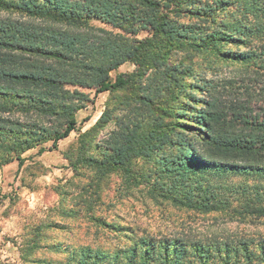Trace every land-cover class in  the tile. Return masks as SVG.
Segmentation results:
<instances>
[{
    "label": "trees",
    "instance_id": "obj_1",
    "mask_svg": "<svg viewBox=\"0 0 264 264\" xmlns=\"http://www.w3.org/2000/svg\"><path fill=\"white\" fill-rule=\"evenodd\" d=\"M233 2L0 0V12L42 21L0 16V167L14 160L22 166L23 152L47 142L50 145L40 147L39 152L56 149L60 140L77 130V112L93 103L90 92L96 96L121 89L134 77L140 81L136 100L150 104L165 90L174 107L179 108L183 105L177 101L183 98L180 92L188 87L183 80L186 70L172 64L169 55L184 46L209 50L242 64L243 77L234 87L237 95L241 94L238 88H243L244 100L237 103L240 105L222 107V101L210 96L205 109L198 112L206 132L199 154L181 129L190 126L181 123L172 110L166 112L174 118L171 128H160L159 122L150 125L139 112L131 118H119L101 148L105 151L102 159L88 158L87 165L102 173L116 169L130 176L133 159L148 160L170 149L175 153L163 157V163L175 166L180 175L208 171L264 175V0H240L238 14L231 12L215 19ZM183 13L202 22L179 23L177 17ZM141 29L150 31L151 36H132ZM225 45L237 49L223 50ZM125 62L137 66L135 75L118 72ZM199 88L192 87L189 97ZM229 113L233 120L227 119ZM109 118L104 111L89 130L98 131ZM174 200L206 211L218 209L222 203H195L188 197ZM254 208L264 212V205ZM189 243L139 238L113 253L79 246L71 259L77 260L74 264H99L107 259H112L111 264H255L247 241H242L238 249L221 241L210 244L213 246L194 240ZM188 248L192 249L189 263ZM260 248L257 260L264 264V247Z\"/></svg>",
    "mask_w": 264,
    "mask_h": 264
},
{
    "label": "rangeland",
    "instance_id": "obj_2",
    "mask_svg": "<svg viewBox=\"0 0 264 264\" xmlns=\"http://www.w3.org/2000/svg\"><path fill=\"white\" fill-rule=\"evenodd\" d=\"M239 1L230 0L233 4L219 11L215 19L231 12L238 14ZM0 16L42 22L8 11H1ZM177 20L185 25L202 22L190 13H183ZM132 36L140 39L151 36V32L141 29ZM227 48L237 49L225 45L223 50ZM169 58L172 64L186 70L183 80L188 87L180 92L183 98L177 101L183 105L179 108L174 107V100L165 90L150 104L136 100L140 81L134 77L121 89L96 96L90 92L93 103L77 112V130L60 140L56 149L39 152L40 147L50 145L47 142L23 152L22 166L14 160L0 167V264H74L77 260L71 257L79 246L113 253L139 238L182 239L188 245L194 240L208 246L221 241L229 242L233 249L242 248L240 243L247 241L254 263L263 264L257 256L260 246L264 247V212L254 207L264 205V175L231 171L180 175L175 166L163 163V157L175 153L170 149L161 150L148 160L133 159L130 176L116 169L102 173L87 165L88 158L102 159L105 151L101 148L116 128V121L127 115L131 118L137 112L150 125L159 122L160 128H171L174 118L166 112L172 110L181 123L190 126L181 129L197 147L195 154H199L206 132L198 112L205 109L210 96L222 101V107L240 105L237 103L244 100L243 88H238L241 94L234 93L235 82L243 77L241 63L209 50L184 46L174 50ZM118 72L135 75L137 66L125 62ZM111 75L115 77L116 72ZM231 79L234 81L227 84ZM195 85L200 88L189 97L188 91ZM104 111L110 115L104 126L98 131L89 130ZM233 118L229 113L227 119ZM174 197H188L195 203H222L220 208L206 211L178 204ZM187 251L191 254L186 258L189 263L192 249Z\"/></svg>",
    "mask_w": 264,
    "mask_h": 264
}]
</instances>
